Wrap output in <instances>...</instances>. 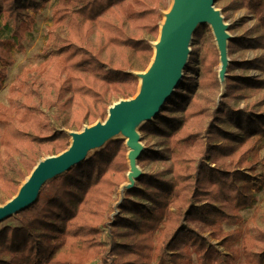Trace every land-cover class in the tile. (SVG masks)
I'll list each match as a JSON object with an SVG mask.
<instances>
[{"label": "trees", "instance_id": "obj_1", "mask_svg": "<svg viewBox=\"0 0 264 264\" xmlns=\"http://www.w3.org/2000/svg\"><path fill=\"white\" fill-rule=\"evenodd\" d=\"M49 1L0 0V19L10 20L18 46ZM160 1H56L41 62L16 76L6 105L0 104L5 200L38 161L68 148V132L104 121L113 103L136 95L135 73L148 67L158 36ZM238 9L259 30L228 41L227 52L259 50L260 56L230 58L225 95L216 105L219 52L208 39L210 28L196 29L181 81L140 129L158 136L163 149L143 151L138 164L162 168L142 174L127 191L120 209L129 216L117 217L116 230L108 232L102 264H264V203L247 223L240 215L264 186L257 174L264 165V0H228L225 11ZM6 45L0 35V89L14 62ZM127 151L124 140H112L47 182L17 213V225L0 229V264L96 261L108 206L126 181ZM224 224L240 227L225 231Z\"/></svg>", "mask_w": 264, "mask_h": 264}, {"label": "water", "instance_id": "obj_2", "mask_svg": "<svg viewBox=\"0 0 264 264\" xmlns=\"http://www.w3.org/2000/svg\"><path fill=\"white\" fill-rule=\"evenodd\" d=\"M214 4L215 0H174L160 29L156 60L143 75L147 83L142 90L133 98L113 103L103 123H95L71 136L68 133L72 137L68 148L58 155L38 161L25 185L8 203L0 207V221L33 204L47 182L85 161L89 152L103 148L118 136L126 140L125 146L128 149V184L124 185L123 190L133 187L140 175L136 162L142 153L136 129L140 124L155 119L166 100L174 93L188 62L193 34L200 25H207L214 36L220 57V82L225 78L229 63V37L227 26ZM134 172H137L136 177L131 179L130 175Z\"/></svg>", "mask_w": 264, "mask_h": 264}, {"label": "rangeland", "instance_id": "obj_3", "mask_svg": "<svg viewBox=\"0 0 264 264\" xmlns=\"http://www.w3.org/2000/svg\"><path fill=\"white\" fill-rule=\"evenodd\" d=\"M57 0H50L47 5L40 10L38 14L35 15V21L33 23V26L31 30L25 32V36L21 42V45L18 46L15 42V39L11 37L12 33V28H11V22L10 20H5L3 18L0 19V35L3 39L7 40V45L6 48L10 51L12 54V57L14 59L13 65L7 67V76L3 81L2 88L0 89V104L6 105L7 101V95H8V90L10 86L12 85L14 79L16 76L20 75L25 68L31 70L32 72L37 68L39 63L41 62V57L40 54L46 44V36L48 33V29L51 26V9L56 3ZM228 0L220 1L218 3L215 2L214 8L216 11L220 12L224 24L227 26V35L229 37L228 41L234 39L236 36L244 35L248 33L250 38H253L257 35L259 28L255 24V21L251 18V16H247L246 12L244 9H238L236 11L233 10H227L225 11V6L227 4ZM174 4V0H161L160 1V15H161V20L159 22V29H158V36L155 41L151 43L153 47V55L150 60V63L148 67L144 71H139L136 72L135 75L138 78V87H137V94L142 90L140 88V83L141 80L143 79V75L146 74L150 68L151 64L154 59V45L156 42L159 40L160 36V26L163 21H165V17L167 14L170 13L172 6ZM211 32V30H210ZM208 39L211 41L213 45L216 46L214 36L213 34L208 35ZM194 41V38L192 39V43ZM192 47V44L190 45V49ZM228 54V52H227ZM261 52L259 50H237L233 53V55L228 54V59L230 61V58L235 57L240 59L241 55H244L247 59H252L253 57L260 56ZM189 64V61H188ZM229 64V63H228ZM2 66H0L1 68ZM197 67V66H195ZM217 72L219 73L221 71V66L220 64L216 68ZM184 74V72H183ZM225 72V76H226ZM249 76L252 77H263V74L260 71H250L248 73ZM194 77V76H192ZM225 95V78L221 82V92L220 94L216 97V105L219 104V101L221 100L222 97ZM134 97V96H133ZM132 97V98H133ZM242 105V104H241ZM151 121H154L151 120ZM97 123H103L102 120H98ZM95 124V123H94ZM144 123L140 124L136 131L140 137V144L142 146V152L145 151L146 153L154 150V151H162L163 149V144L162 141L159 139L158 136H152L150 134H144L140 131L141 127L143 126ZM91 126H84L80 131L75 132V131H70L68 132L71 136L72 133H79L85 128H89ZM0 134H1V128H0ZM72 137H70L71 141ZM113 140H124L126 141L122 136L115 137ZM128 150V149H127ZM96 151L98 150H93L89 152L88 158L92 156ZM128 154V151H127ZM261 157L264 159V149L261 151ZM18 160V158L16 159ZM136 167L139 170L140 175L145 174L148 172H155L158 169L162 168L161 164H155L153 162H141L138 164V161L136 162ZM129 168V166H128ZM129 173V169L126 173V181H124L118 189H116L115 194L113 196V199L111 200L109 206H108V212L107 216L104 220V225L102 226L101 230L99 231V239L102 243L99 256L94 261L92 264L99 263L102 264V257L105 253V250L107 249V243H108V232L116 230L115 226V221L117 217H128V213H124L120 209L121 203L124 201L126 197L127 191L131 190L133 187L138 186V178H136L135 183L133 187L129 190H123L124 185L128 184V179L127 175ZM257 174L258 175H264V165H261L257 169ZM30 176H28L23 182L20 183L19 189H21L27 180L29 179ZM9 200H5L3 198V195L0 193V207L8 203ZM264 203V186H261L260 190L255 193V202L253 208L245 209L240 212V215L243 219L244 223H247L248 220L250 219L251 214L253 213L254 208L259 205ZM17 214H13L11 216H8L4 218L3 220L0 221V229L3 228L4 226H14L17 225ZM240 227L239 225H234V226H227L223 225V229L225 231H230L234 230L236 228ZM119 242V240H118ZM211 243L216 244L217 242L214 241L213 239H210ZM193 259H195L193 255Z\"/></svg>", "mask_w": 264, "mask_h": 264}, {"label": "bare ground", "instance_id": "obj_4", "mask_svg": "<svg viewBox=\"0 0 264 264\" xmlns=\"http://www.w3.org/2000/svg\"><path fill=\"white\" fill-rule=\"evenodd\" d=\"M164 19H165V18H164ZM163 24H164V21L162 22V24H161V26H160V29H162ZM154 50H155V54H154V59H153V62H152V64H151V66L153 65L154 61L156 60V54H157V50H158V42L155 43V45H154ZM146 83H147V80L143 78V79L141 80V83H140V88H142L143 86H145ZM138 172H139V170H138ZM136 173H137V172H134L133 175H130V177H132L131 179H133L134 177H136Z\"/></svg>", "mask_w": 264, "mask_h": 264}]
</instances>
